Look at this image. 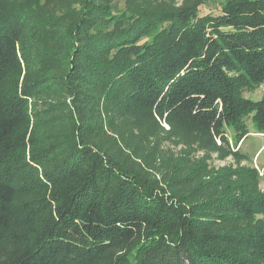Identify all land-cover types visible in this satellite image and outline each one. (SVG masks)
<instances>
[{"label":"trees","instance_id":"16d2710c","mask_svg":"<svg viewBox=\"0 0 264 264\" xmlns=\"http://www.w3.org/2000/svg\"><path fill=\"white\" fill-rule=\"evenodd\" d=\"M262 84L264 0H0V264H264V193L160 143L264 133Z\"/></svg>","mask_w":264,"mask_h":264},{"label":"rangeland","instance_id":"374dc122","mask_svg":"<svg viewBox=\"0 0 264 264\" xmlns=\"http://www.w3.org/2000/svg\"><path fill=\"white\" fill-rule=\"evenodd\" d=\"M176 1L178 2V4H182L185 0H176ZM214 8H215V4H212V6L210 7H205L204 11L209 12ZM244 94L246 97L252 98L254 100L261 99V97L264 94V84L258 86L254 90H247L245 91ZM160 124L163 126V129L158 128L157 131L161 135H166L167 131H169L171 128L170 125L167 122H165V120H160ZM246 126L248 132L242 138V140L239 141H236L237 139L236 130L232 126L230 127L228 126L226 127V131H225L228 138V143L225 142L222 143L220 137L215 136L214 139L217 145L209 142L210 145L207 146L205 143L202 142L199 143L198 136L194 134L193 135L190 134L189 136L191 137V139H188L192 144V150H189V146L184 142V139H182V137L180 136L179 138L177 136H172L167 140L160 139V143H162L163 150L170 149L169 152L173 153L176 158L187 156L191 161H193L191 163V165L193 166L191 167L197 166V164L196 165L193 164L194 162L200 161L201 164L205 162V169H204L205 175L202 174L200 177V181L197 180L196 183L193 184L196 187L201 186L202 183H207L205 181L210 180V182L212 183H214V181L218 183L219 181H222L221 178H224L226 181L225 183L231 182L236 184L242 181L248 182L250 185V189L258 190L259 192L261 191L264 193V133L257 132L256 123L252 119V117L246 118ZM107 130L110 134L109 136L110 138H112L113 136L117 137L121 149V145L124 144L121 141V134H119V131L121 133L120 127L114 128L113 131L109 130V128H107ZM122 132L124 133L126 139H131L127 141H131L132 144L136 142L137 138L133 139L132 137V134L134 133L133 126L127 124L126 126H124ZM135 133H139L138 129L135 130ZM145 134H146L145 138L149 136V138L152 139V136H150V134H147L146 132ZM140 140L144 141L145 143L146 141H148L142 139ZM130 152L131 151L127 148L123 150V153L130 154ZM238 152H241L244 157L242 155L239 156V154L235 155V153ZM155 160L151 159L148 166H151L152 165L151 163H154ZM244 165L248 167H254L257 170L259 174L258 176L259 182L255 181L254 179H251L244 172L243 169ZM216 188L220 190L223 187L216 186L213 189ZM254 194L257 195V191ZM202 196L203 195H201V197ZM259 219H262L261 215H258L255 220H259Z\"/></svg>","mask_w":264,"mask_h":264}]
</instances>
